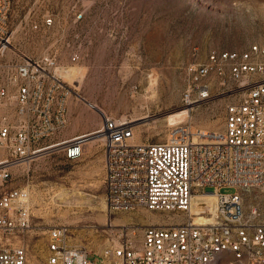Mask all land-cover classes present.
<instances>
[{"label": "built area", "instance_id": "obj_1", "mask_svg": "<svg viewBox=\"0 0 264 264\" xmlns=\"http://www.w3.org/2000/svg\"><path fill=\"white\" fill-rule=\"evenodd\" d=\"M11 7L12 0H0V264H28L25 237L33 230L31 191L8 186L12 170L30 169L58 147L66 161H79L93 140L104 149L107 209L166 213L169 223H150L139 237L135 224H124L101 251L71 245L69 227L57 225L47 230L46 264H264V45L211 50L186 71V105L229 96L222 130L179 124L162 142L137 143L131 119L110 117L74 93L99 113L100 127L40 145L68 126L73 92L55 56L13 49ZM52 23L45 17V26ZM207 194L216 211L201 213L208 221L197 223L193 201Z\"/></svg>", "mask_w": 264, "mask_h": 264}, {"label": "rangeland", "instance_id": "obj_2", "mask_svg": "<svg viewBox=\"0 0 264 264\" xmlns=\"http://www.w3.org/2000/svg\"><path fill=\"white\" fill-rule=\"evenodd\" d=\"M78 13L82 17L76 20ZM48 15L51 26L44 24ZM10 29L17 52L53 55L60 68L84 75L77 83L63 77L73 92L69 100H78L77 93L110 117H128L137 143H156L179 124L194 131L224 128L229 96L214 94L205 103L186 105V71L211 50L264 45V0H12ZM59 134L40 145L56 143ZM103 162V146L94 142L79 161H66L58 147L30 169L12 170L14 180L8 186L31 191L28 264H46L47 230L57 225L69 227L71 245L101 251L124 224H135L139 237L150 223H169L166 213L110 212Z\"/></svg>", "mask_w": 264, "mask_h": 264}, {"label": "crops", "instance_id": "obj_3", "mask_svg": "<svg viewBox=\"0 0 264 264\" xmlns=\"http://www.w3.org/2000/svg\"><path fill=\"white\" fill-rule=\"evenodd\" d=\"M86 105L78 100L68 101L69 123L66 129L57 136V141H63L75 136L90 133L100 127L101 117L98 112H86ZM88 110V109H87Z\"/></svg>", "mask_w": 264, "mask_h": 264}, {"label": "bare ground", "instance_id": "obj_4", "mask_svg": "<svg viewBox=\"0 0 264 264\" xmlns=\"http://www.w3.org/2000/svg\"><path fill=\"white\" fill-rule=\"evenodd\" d=\"M58 71H59V75L62 79L64 77L66 80H68L71 83H73L74 81H76V83H77V80L79 81L81 78L82 79L84 78V75H82V77H80V75L77 74V72L75 71L74 68L63 67V68H59ZM150 81H151V83H155V76L154 75L151 76ZM97 110H100V109L97 108ZM134 140L137 141L136 140V134H135ZM94 141H96V140H93L90 143L92 144V143H94ZM191 210L195 214V221L197 223L207 222L208 221L207 217H205V216L200 217V214L203 212L207 213V214H214L215 213L216 205H215L214 196L212 194H207V195H204L203 197H200V198L198 197V198L194 199L193 206H192Z\"/></svg>", "mask_w": 264, "mask_h": 264}]
</instances>
